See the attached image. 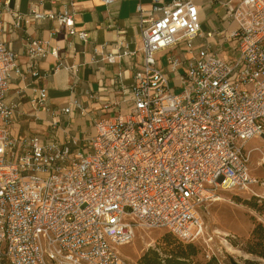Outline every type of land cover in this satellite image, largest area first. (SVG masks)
<instances>
[{"label":"built area","instance_id":"2783aa9c","mask_svg":"<svg viewBox=\"0 0 264 264\" xmlns=\"http://www.w3.org/2000/svg\"><path fill=\"white\" fill-rule=\"evenodd\" d=\"M222 4L226 25L213 50L195 43L203 35L193 0L155 1L149 10L139 1L141 59L126 109L106 106L80 146L71 140L74 150L38 135L10 137L15 104L4 97L11 75L23 72L0 27V264H130L118 248L137 229H165L194 243L204 234L200 208L221 190L257 183L245 144L264 136V0ZM1 11L16 24L23 19L8 0H0ZM29 13L87 38L69 8ZM120 48L105 59L136 54ZM25 49L34 77L33 61L58 51L34 39ZM46 97L39 88L31 105L44 107Z\"/></svg>","mask_w":264,"mask_h":264},{"label":"crops","instance_id":"0c3cea01","mask_svg":"<svg viewBox=\"0 0 264 264\" xmlns=\"http://www.w3.org/2000/svg\"><path fill=\"white\" fill-rule=\"evenodd\" d=\"M142 3L149 10L153 2L169 3L172 0H8V8L23 16L18 24L7 11L0 13L2 39L18 55L22 74L13 73L5 93V102L15 104L11 116L10 137L28 140L34 135L43 142L68 143L71 150L93 133V122L105 113V107L114 102L119 106L110 109L124 112L126 91L141 59L139 16L136 6ZM201 20L203 37L196 45L207 44L216 49L217 32L225 27L223 0H193ZM65 8L72 12L73 27L87 33L86 40L70 35L56 20L36 18L31 9L54 14ZM207 34L212 36L207 37ZM45 41L49 48H58L57 57L48 54L33 61L39 73L34 77L27 72L32 63L26 52L28 40ZM136 51L134 56L116 58L108 62L110 52L120 47ZM179 48L182 51V45ZM120 48V49H119ZM181 49V50H180ZM185 56L188 54L184 53ZM161 67L162 63L160 62ZM39 88H45L44 107L31 105ZM80 108L73 106V102ZM70 111L65 113L63 108Z\"/></svg>","mask_w":264,"mask_h":264},{"label":"rangeland","instance_id":"374dc122","mask_svg":"<svg viewBox=\"0 0 264 264\" xmlns=\"http://www.w3.org/2000/svg\"><path fill=\"white\" fill-rule=\"evenodd\" d=\"M165 56L161 57L164 62ZM169 85L174 88L173 78ZM179 91V88H174ZM260 149L264 152V136L248 140L245 149L249 152V167L257 183L247 190H221L218 199L205 204L199 213L204 222V234L201 239L192 242L197 254L192 260L204 262L215 255L227 261L229 257L244 264L246 260L254 264H264V259L246 251L251 230L257 223H264V161H261ZM178 243L187 242L178 239L165 229H137L134 238L128 244L120 246L119 252L130 264H137L138 258L148 249L160 254L177 248Z\"/></svg>","mask_w":264,"mask_h":264},{"label":"trees","instance_id":"16d2710c","mask_svg":"<svg viewBox=\"0 0 264 264\" xmlns=\"http://www.w3.org/2000/svg\"><path fill=\"white\" fill-rule=\"evenodd\" d=\"M246 251L264 259V223H257L251 230L246 244ZM197 254L196 246L192 242L178 243L177 248L168 250L162 256L154 249H148L137 260V264H242L229 257L227 261L212 255L204 262H197L192 258ZM244 264H254L246 260Z\"/></svg>","mask_w":264,"mask_h":264}]
</instances>
